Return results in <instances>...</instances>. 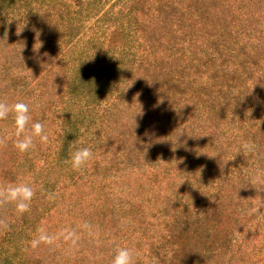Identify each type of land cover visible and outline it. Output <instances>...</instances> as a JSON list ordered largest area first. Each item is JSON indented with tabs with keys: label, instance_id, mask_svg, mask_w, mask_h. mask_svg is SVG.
Listing matches in <instances>:
<instances>
[{
	"label": "rangeland",
	"instance_id": "374dc122",
	"mask_svg": "<svg viewBox=\"0 0 264 264\" xmlns=\"http://www.w3.org/2000/svg\"><path fill=\"white\" fill-rule=\"evenodd\" d=\"M196 1L0 0V102L23 103L29 116L19 136L14 113L0 119V194L16 185L33 192L24 209L0 195V264H111L119 247L132 250L134 264H264V146L254 156L262 161L242 164L246 181L239 198L231 197L238 193L231 181H217L226 201L218 210L212 181L204 185L207 192L197 186L181 192L187 207L174 210L163 197L182 188L179 177L164 174L158 185L160 174L154 176L145 159L128 169L89 168L115 160L114 135L139 128L158 139L159 125L144 124L155 102L139 101L131 73L166 53L173 57L168 63L178 65L199 21L221 26L223 8L214 0ZM241 8L246 24L264 38V0H244ZM256 60L254 73L264 71L263 48ZM134 100L139 114L128 108ZM35 123L42 132L18 150L17 140L31 135ZM240 125L227 128H251ZM10 134L13 140L2 141ZM259 138L264 145V134ZM139 139L129 136L128 145ZM251 140L231 139L225 145L231 159L216 173L236 171L234 154ZM82 147L91 156L74 169L71 155ZM178 244L180 253L173 252ZM212 247L217 251L209 252ZM149 248L156 256L147 257Z\"/></svg>",
	"mask_w": 264,
	"mask_h": 264
},
{
	"label": "trees",
	"instance_id": "16d2710c",
	"mask_svg": "<svg viewBox=\"0 0 264 264\" xmlns=\"http://www.w3.org/2000/svg\"><path fill=\"white\" fill-rule=\"evenodd\" d=\"M197 1L201 4L202 0ZM214 2L223 8L221 26L214 23L210 28L201 25L202 22L199 21L195 27L198 31L196 36L191 37V40H184L187 46L179 57L178 65L169 64L173 57L166 53L163 58L150 60V66H134L132 70L131 75L134 74V77L131 81L135 88L141 91L139 101H142L143 97L145 100L150 97L149 102H155L153 108L148 111L144 124L159 125L161 132L156 136L158 139L143 133L139 128L130 133L114 135L118 146L111 152L116 153L115 160L89 164V168L107 172L114 168L119 169L120 166L125 169L138 166L140 159H145L147 164H152L149 166L153 175L160 174L158 185L164 184V174L179 177L180 181H183L180 184L182 188L175 189L176 192L172 190L163 197L174 210L187 207V203L181 199V192L184 194L185 190L193 186L207 192L204 185L210 184L211 181L216 191L215 195L209 194L214 196L217 210L226 202L219 194L218 180L231 181L238 190V193L233 192L231 197L239 198L245 191L241 184L246 181L242 164L255 160L257 150L264 146L259 138L264 134V71L258 70L254 73L255 69L252 67L259 66L256 56L261 48L264 49V38L257 36L256 31L261 30L256 26L246 24L247 10L244 12L241 8L244 0ZM189 4L196 6L194 2ZM235 6L236 10L240 11L239 15L234 12ZM187 7L191 10L190 14L195 12V7ZM248 16L253 20V14ZM149 46L154 47L151 44ZM172 50H175V47L166 49ZM251 72L256 76L251 75ZM249 80L251 82H248ZM144 85L148 87L147 90ZM135 104L134 100L128 108L139 114V106L135 107ZM253 118L262 122L258 124ZM237 121L240 126L247 125L251 128L244 129L242 133L230 132L228 125ZM251 122L253 124H250ZM248 135L252 136V140L246 142L247 149L241 151L238 148V153L234 154L237 170L231 172L232 176L225 172L229 177L221 172L217 174L219 169L222 170L223 163L231 159L225 151L232 143L231 139L242 141ZM129 136L140 137L139 144L128 145ZM12 138L10 134L3 137L2 141L6 142ZM257 161L262 160L257 158ZM251 171L254 169L251 168ZM215 174L217 175L214 176ZM251 189L253 190L252 187ZM201 202L199 205H202ZM203 212L209 214V211ZM169 231L167 238L173 235L172 232L169 234ZM180 245L173 247L172 251L180 253ZM208 250L212 253L216 252L217 248ZM155 253L153 248H149L147 257L156 256ZM168 264H174V259Z\"/></svg>",
	"mask_w": 264,
	"mask_h": 264
},
{
	"label": "clouds",
	"instance_id": "9594fccd",
	"mask_svg": "<svg viewBox=\"0 0 264 264\" xmlns=\"http://www.w3.org/2000/svg\"><path fill=\"white\" fill-rule=\"evenodd\" d=\"M38 48L39 47L34 49ZM10 112L15 114L14 124L16 129V135L19 136L21 133L24 132L25 125L28 123L29 120L28 107L23 103H17L10 107L8 104L0 102V119L7 118ZM42 127L43 126L40 123L33 124L32 134L25 136L23 139L17 140L16 147L18 148V150H27L32 144V135H39L42 132ZM90 156L91 152L88 147H82L77 149L71 155L72 167L74 169H79L88 161ZM0 195L3 196V199L6 202H15L17 207H19L20 209H24L27 207V201L31 199L33 192L28 185H16L8 187ZM40 239H47V237H41ZM111 264H134L132 250L128 247L117 248L112 257Z\"/></svg>",
	"mask_w": 264,
	"mask_h": 264
}]
</instances>
